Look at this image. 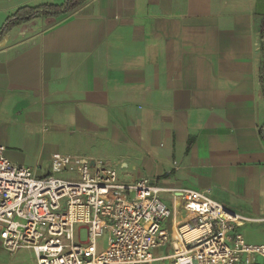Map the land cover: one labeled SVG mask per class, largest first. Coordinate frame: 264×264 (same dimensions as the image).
Masks as SVG:
<instances>
[{
    "label": "crops",
    "instance_id": "obj_1",
    "mask_svg": "<svg viewBox=\"0 0 264 264\" xmlns=\"http://www.w3.org/2000/svg\"><path fill=\"white\" fill-rule=\"evenodd\" d=\"M65 1L0 0V30L22 7ZM263 28L264 0H85L16 25L0 40V145L46 176L64 153L34 151V137L73 125L107 153L78 156L205 191L262 233Z\"/></svg>",
    "mask_w": 264,
    "mask_h": 264
},
{
    "label": "built area",
    "instance_id": "obj_2",
    "mask_svg": "<svg viewBox=\"0 0 264 264\" xmlns=\"http://www.w3.org/2000/svg\"><path fill=\"white\" fill-rule=\"evenodd\" d=\"M252 221L205 191L163 188L147 176L127 181L102 158L54 153L51 174L38 176L0 145V245L33 249L37 264H257L264 243L240 231ZM164 247L172 253L157 255Z\"/></svg>",
    "mask_w": 264,
    "mask_h": 264
},
{
    "label": "rangeland",
    "instance_id": "obj_3",
    "mask_svg": "<svg viewBox=\"0 0 264 264\" xmlns=\"http://www.w3.org/2000/svg\"><path fill=\"white\" fill-rule=\"evenodd\" d=\"M49 129L50 131H48V133L43 135V137L41 135V130L39 131V134H37L34 137V142L32 144L34 151L36 152L38 151L40 144L42 145V143H47L46 146H44V152L48 153V151L51 150L52 148L51 143H55L59 146L60 152H63L64 154H75L81 156H95V157L102 156L103 158H105L106 156L105 154H107L103 150L105 143H102L100 146L99 145L100 141L96 140L95 138H91L90 136L88 137L85 133L80 132L73 125L62 127V122H61L59 125L50 126ZM63 129L65 130L63 131ZM5 132H7V130ZM18 137L19 135L17 131H13L11 133V139L14 138L12 140H17ZM97 148H99L98 151ZM167 203L169 205L171 204L169 200H167ZM187 216L188 214L183 212L179 216V220L184 221L185 218H187ZM241 229L243 234L253 241L264 240V232L261 233L260 230L258 229V225H256L255 223L253 224L245 223L244 226L241 227ZM107 240H108V233L107 231H105L104 234L97 240V245L100 250L106 248ZM155 252L157 255H167L172 253V248L164 247L157 249ZM0 264H37V261H36L35 252L31 248L24 247L18 249L14 253H10L0 245ZM155 264H173V260L166 259L164 261H158Z\"/></svg>",
    "mask_w": 264,
    "mask_h": 264
},
{
    "label": "trees",
    "instance_id": "obj_4",
    "mask_svg": "<svg viewBox=\"0 0 264 264\" xmlns=\"http://www.w3.org/2000/svg\"><path fill=\"white\" fill-rule=\"evenodd\" d=\"M85 0H66L60 5L55 4H44L36 7H22L15 14L10 16L4 23L2 29L0 30V40L6 32H8L12 27L26 23L32 19L40 17L42 15H59L67 14L78 8ZM264 36V28H263ZM261 81L264 85V61L263 69L261 75ZM260 136L264 140V129L260 130ZM257 264H264V261H259Z\"/></svg>",
    "mask_w": 264,
    "mask_h": 264
},
{
    "label": "bare ground",
    "instance_id": "obj_5",
    "mask_svg": "<svg viewBox=\"0 0 264 264\" xmlns=\"http://www.w3.org/2000/svg\"><path fill=\"white\" fill-rule=\"evenodd\" d=\"M179 204H180V199H179Z\"/></svg>",
    "mask_w": 264,
    "mask_h": 264
}]
</instances>
